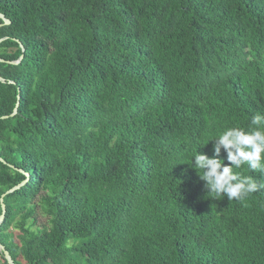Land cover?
<instances>
[{
	"label": "trees",
	"instance_id": "trees-1",
	"mask_svg": "<svg viewBox=\"0 0 264 264\" xmlns=\"http://www.w3.org/2000/svg\"><path fill=\"white\" fill-rule=\"evenodd\" d=\"M0 14V197L28 178L3 199L14 264H264V175L239 170L259 190L227 201L189 167L264 114V0H0Z\"/></svg>",
	"mask_w": 264,
	"mask_h": 264
},
{
	"label": "clouds",
	"instance_id": "clouds-1",
	"mask_svg": "<svg viewBox=\"0 0 264 264\" xmlns=\"http://www.w3.org/2000/svg\"><path fill=\"white\" fill-rule=\"evenodd\" d=\"M209 142L211 156L196 150L188 164L196 173L202 172L198 176L206 192L237 202L256 193L260 186L254 177L239 170L247 166L250 172L264 175V114L253 115L247 128L225 127Z\"/></svg>",
	"mask_w": 264,
	"mask_h": 264
},
{
	"label": "water",
	"instance_id": "water-1",
	"mask_svg": "<svg viewBox=\"0 0 264 264\" xmlns=\"http://www.w3.org/2000/svg\"><path fill=\"white\" fill-rule=\"evenodd\" d=\"M0 19L3 21L2 24H8L9 20H7L3 15L0 14ZM3 41V39H0V42ZM22 56L20 57V59L16 62L18 63L21 60ZM0 81L3 82L4 80L0 77ZM17 107L18 104L16 105V107L13 110V113L11 114V116H14L17 113ZM3 118H7V116H4ZM28 180V178L25 180V182ZM25 182L21 183L20 185L11 188L10 190L6 191L4 194L1 195L0 197V204H1V214H0V225L2 224V222L4 221L5 218V206L3 204V199L6 195L12 193L13 191H15L16 189H18L21 185H23ZM0 251L3 254L4 259L6 260V262L8 264H14L9 253L5 250L4 246L0 244Z\"/></svg>",
	"mask_w": 264,
	"mask_h": 264
},
{
	"label": "rangeland",
	"instance_id": "rangeland-1",
	"mask_svg": "<svg viewBox=\"0 0 264 264\" xmlns=\"http://www.w3.org/2000/svg\"><path fill=\"white\" fill-rule=\"evenodd\" d=\"M37 225H46V222L44 219H39Z\"/></svg>",
	"mask_w": 264,
	"mask_h": 264
}]
</instances>
